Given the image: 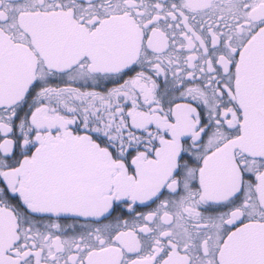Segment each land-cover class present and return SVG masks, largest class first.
Returning <instances> with one entry per match:
<instances>
[{"label":"snow or ice","instance_id":"6c2138e0","mask_svg":"<svg viewBox=\"0 0 264 264\" xmlns=\"http://www.w3.org/2000/svg\"><path fill=\"white\" fill-rule=\"evenodd\" d=\"M0 264H264V0H0Z\"/></svg>","mask_w":264,"mask_h":264}]
</instances>
